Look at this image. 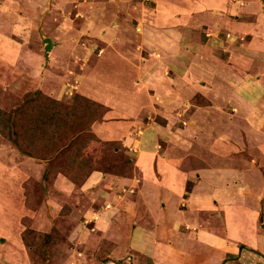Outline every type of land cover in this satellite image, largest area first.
<instances>
[{
    "label": "rangeland",
    "instance_id": "374dc122",
    "mask_svg": "<svg viewBox=\"0 0 264 264\" xmlns=\"http://www.w3.org/2000/svg\"><path fill=\"white\" fill-rule=\"evenodd\" d=\"M156 1L0 0V108L11 112L37 90L62 103L59 113L74 106L76 94L103 105V115L93 122L84 113L73 117L71 132L64 131L66 141L36 156L21 152L0 134V264H18L16 241L26 245L22 235L36 227L33 219L43 210H50L44 215L50 223L41 226L48 238H32L26 245L32 264H88L78 260L81 254L95 264L105 263L101 243L92 249L85 241L75 245L68 238L78 222L82 231L93 226L87 209L110 208L116 199L122 205L137 196L150 205L163 200L178 213L181 231H192L186 242L191 247L198 244L197 237L204 241L199 231L208 239L210 233L229 235L235 221L245 235L244 226L264 222V80L256 88L239 79L247 74L251 80L257 75L264 79V61H228L234 66L226 63L223 78L220 69L187 75L196 41L183 34L182 40L169 42L168 25L153 33ZM43 37L53 42L49 50ZM188 79L190 90L184 91ZM87 137L103 142L100 167L110 163L117 168L114 173L92 171L108 186L92 189L84 187L87 179L77 185L64 173L47 172L49 163L63 162L62 153ZM125 158L132 164L129 172ZM168 174L171 184L165 182ZM161 177L166 187L160 186L162 196L157 198L149 187ZM58 178L73 183V190L55 186ZM55 204L62 207V217L56 216ZM231 208L234 218L229 217ZM65 209L75 216L67 219ZM249 229L251 240L262 243V236ZM229 253L224 258L230 264H243ZM8 256L17 258L8 261Z\"/></svg>",
    "mask_w": 264,
    "mask_h": 264
},
{
    "label": "crops",
    "instance_id": "0c3cea01",
    "mask_svg": "<svg viewBox=\"0 0 264 264\" xmlns=\"http://www.w3.org/2000/svg\"><path fill=\"white\" fill-rule=\"evenodd\" d=\"M156 8L158 15L151 23H155L157 27L150 25L153 33L161 31L158 27L168 25L167 31L168 34H171L169 35V42L180 41L182 38L188 40L191 37H194L196 41L195 48L194 46L190 48L194 51L191 50L188 55L192 62L190 68L184 70L187 75L195 77L197 74L201 76V73L216 74L220 69L223 78L222 74H225L228 69L224 68L226 63L228 64L227 67L234 66L230 65L228 61L240 60L241 57L245 58L244 60L250 58L255 64L257 61L255 59L261 58L264 61V0H158ZM182 35L184 37L181 38ZM165 37L163 43H166ZM224 55L228 58H222ZM256 71L257 69H253L252 72L255 73ZM231 76L238 77L239 75L236 72H231ZM248 76L249 74L239 77L243 81V85L246 84L245 86L248 87L249 84L255 83L257 88L258 85L263 84L264 79L259 75L255 76L254 80ZM186 82L183 90L189 91L188 82L190 85L191 82L189 79ZM261 102L264 104V98ZM138 161L143 162L142 159ZM157 170L160 171L161 176L164 174L162 165L158 164ZM97 173L95 171L89 175L83 184L84 187L97 189V185L108 186L105 178L100 177L101 180L95 177ZM165 176L163 175V177ZM126 177L124 179L133 182L132 178ZM161 179L162 177L156 180L157 185L151 184L149 187L153 190L151 194L157 198L162 196L160 186L166 187ZM165 179L166 184H171L170 181H173V177H169V174ZM67 181H61L58 178L55 181V186L59 185L61 186L59 188L66 189H70L71 186L70 191H72L73 183L69 182V184ZM104 189L102 190L104 191ZM220 197L223 196L220 195ZM126 201L128 204L126 205L123 201L122 205L119 199H116L115 203H111L112 207H107L104 210L91 211L87 209L86 214H89V219L93 220V226L82 231L81 228L83 227L78 222V226L74 227L73 230L71 229L69 242H74L76 245L85 241L92 246V249L98 248V244L103 239L112 242L114 245L107 254V260L105 263L101 260L102 263L100 261V264H120L122 262L120 260L123 259L122 264H228L230 259L224 258L226 250L230 252L229 255L235 256L237 261L243 264H264V235L261 233V230H264V222H259L257 226L254 225V228L249 227L254 230L256 237L262 236V243L257 238L251 240L250 236L253 233L246 226L243 227L246 233L243 235L241 233L242 227H235V221H233L229 235L210 233L208 239L206 233L202 234L204 231H199L198 235L200 234L199 237H202L204 241H200L197 237V247H191V241L188 244L186 242L191 238L190 232L192 231H189L188 234L181 231L182 223L178 220V213L176 211L172 213L169 205L165 204L163 200L161 202L151 200L150 205L146 203L145 199L137 196L136 199L131 198ZM154 201L158 202L152 205ZM261 208L264 209L262 205ZM53 210L56 216L62 215V207L58 204H55ZM233 210L234 208L230 209L229 217L234 218L235 212ZM65 211L69 210L65 209ZM48 213L50 210H43L34 217L33 223L36 224V227L39 226V228L35 227L34 230L42 232L41 226L44 228L50 223V221L44 222V215H48ZM64 215L70 216L67 219L75 216L73 211L64 213ZM260 218L264 221V215L261 213ZM46 231L47 229H43V232ZM2 232L5 231L2 230ZM180 234H185V237ZM7 235L9 236V232ZM229 240L232 242L230 245H228ZM16 242V253L14 252L13 255L20 256V259L19 262H15L32 264V257L27 252L28 247L22 242ZM16 258L17 256L15 259L8 256V261H14ZM77 258L81 262L86 261L88 264H95L91 256L87 257L85 254H81Z\"/></svg>",
    "mask_w": 264,
    "mask_h": 264
},
{
    "label": "trees",
    "instance_id": "16d2710c",
    "mask_svg": "<svg viewBox=\"0 0 264 264\" xmlns=\"http://www.w3.org/2000/svg\"><path fill=\"white\" fill-rule=\"evenodd\" d=\"M25 98L11 112L0 108V134L17 146L21 152L29 156H32V153L36 156L40 150L56 149L58 142H65V135H67L65 133L71 132L68 123L73 117L83 113L87 114L89 116L88 122L90 123L103 115L102 104L79 94L75 95L74 106L71 109L64 107L62 113L57 110L62 103L57 100H51L49 97L41 96L39 90L30 93ZM19 122H24V124L21 125ZM64 131L66 132L64 133ZM18 137L21 141L19 144L16 140ZM53 144L56 145L55 148H53L54 146L52 147ZM102 144L103 142L98 139L82 138L76 147L62 153L63 162L55 165L49 163L47 172L64 173L77 185H82L93 170L108 171L112 169L113 172L111 173L117 172V168L110 163L100 167L97 157L102 154L103 149L100 148ZM31 149L35 150V152ZM118 155L120 154H114L116 157ZM129 160L128 158L124 159L127 168L125 172H129L128 169L132 168ZM118 163H120V160ZM125 172H121V174ZM32 238L37 241L45 240L48 238V233L29 229L26 234L22 235L23 242L26 245H30ZM113 245L108 240H102L100 245L102 255H107Z\"/></svg>",
    "mask_w": 264,
    "mask_h": 264
},
{
    "label": "water",
    "instance_id": "95a60500",
    "mask_svg": "<svg viewBox=\"0 0 264 264\" xmlns=\"http://www.w3.org/2000/svg\"><path fill=\"white\" fill-rule=\"evenodd\" d=\"M43 42L45 43V49L49 50L52 45H53V42L51 41V39L49 37H43Z\"/></svg>",
    "mask_w": 264,
    "mask_h": 264
}]
</instances>
